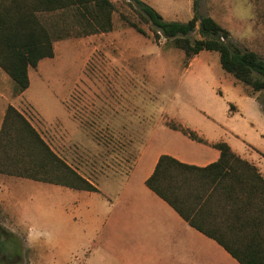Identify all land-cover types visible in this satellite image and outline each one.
<instances>
[{"label": "rangeland", "instance_id": "1", "mask_svg": "<svg viewBox=\"0 0 264 264\" xmlns=\"http://www.w3.org/2000/svg\"><path fill=\"white\" fill-rule=\"evenodd\" d=\"M111 1L110 31L74 30L55 41L54 56L30 69L25 95L12 96L51 148L102 192L0 174V264H82L96 240L83 226L87 203L115 195L141 154L133 180L161 153L200 146L172 124L228 142L264 171V90L227 73L217 51L188 57L158 38L136 0ZM143 1L179 22L193 18L196 3L200 16L230 31L232 43L264 59V0ZM9 231L18 237L16 255L5 240Z\"/></svg>", "mask_w": 264, "mask_h": 264}, {"label": "trees", "instance_id": "2", "mask_svg": "<svg viewBox=\"0 0 264 264\" xmlns=\"http://www.w3.org/2000/svg\"><path fill=\"white\" fill-rule=\"evenodd\" d=\"M140 15L188 57L217 51L223 69L251 87L264 90V59L230 41L231 33L211 16L187 22L168 21L153 6L136 0ZM111 0H0V66L14 81L13 95L31 85L30 69L54 56V42L77 33L107 32L113 27ZM51 15L60 19L52 20ZM140 32L144 30L132 23ZM80 30H77V27ZM250 95V94H249ZM233 105L230 109L233 110ZM264 109V107H263ZM171 128L220 150L206 166L162 154L146 184L193 227L217 240L241 264H264V174L226 141L210 143L182 123ZM0 174L59 184L75 190L99 191L47 143L14 105L6 111L0 131ZM1 228V227H0ZM9 253L18 254L14 232H7Z\"/></svg>", "mask_w": 264, "mask_h": 264}, {"label": "crops", "instance_id": "3", "mask_svg": "<svg viewBox=\"0 0 264 264\" xmlns=\"http://www.w3.org/2000/svg\"><path fill=\"white\" fill-rule=\"evenodd\" d=\"M13 90L14 81L0 66V131L10 105L22 111L12 101ZM233 106V110H237ZM199 145L193 153L176 149L170 153H161L141 180H133L144 157L141 154L127 180L117 186L115 195L107 196L108 200L103 202L87 203V208L82 212L83 226L87 237L96 240L82 264H241L217 240L193 227L146 184L162 154L198 166H206L220 158L219 149L210 144ZM255 164L264 174L262 166ZM96 185L99 191L94 193H101V187Z\"/></svg>", "mask_w": 264, "mask_h": 264}]
</instances>
